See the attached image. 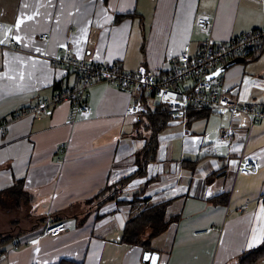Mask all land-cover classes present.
I'll list each match as a JSON object with an SVG mask.
<instances>
[{"label": "crops", "instance_id": "0c3cea01", "mask_svg": "<svg viewBox=\"0 0 264 264\" xmlns=\"http://www.w3.org/2000/svg\"><path fill=\"white\" fill-rule=\"evenodd\" d=\"M202 10L214 16L219 41L264 23V0H0V41L21 45L0 50V122L76 83L73 72L52 61L66 46L88 60L120 62L125 70L143 64L168 72L185 45L194 52L204 41L196 24ZM20 18L25 23L17 28ZM43 33L48 40L39 38ZM261 52L254 59L234 58L219 74L224 93L254 108L264 107ZM133 100L134 94L102 83L91 89L90 112L75 121L66 101L50 113L25 114L0 127V191L22 179L29 211L48 202L47 212L30 216L37 225L20 230L13 243L18 247L0 251V264H150L143 261L147 247L121 241V231L145 207L165 200L170 225L151 241L161 254L158 264H239L245 251L263 244L264 118L245 145L248 118L226 108L199 117L189 110L185 120H169L157 135V157L147 174L135 177L119 201L92 207L88 200L100 189L138 169L136 153L151 137L145 124L137 125L144 112L126 111ZM144 103L154 110L159 100L146 94ZM231 129L236 133L223 138ZM244 148L258 157L259 172L235 180ZM48 220H63L67 229L56 236L40 233ZM203 229L208 231H198Z\"/></svg>", "mask_w": 264, "mask_h": 264}, {"label": "built area", "instance_id": "2783aa9c", "mask_svg": "<svg viewBox=\"0 0 264 264\" xmlns=\"http://www.w3.org/2000/svg\"><path fill=\"white\" fill-rule=\"evenodd\" d=\"M196 24L206 35L202 44L194 52L191 51L190 44L185 45L181 54L172 60L170 70L162 74L156 73L143 64L136 70H125L120 62L105 64L96 60H88L76 55L72 46H66L59 56L52 58V61L73 72L76 75V83L40 98L37 104L16 110L11 119L1 120L0 127H4L8 121L25 114L50 113L54 106L66 101L71 103L70 118L75 121L80 115L90 112L91 89L98 84L110 83L134 94L133 102L126 109L128 114H141L147 111L144 103L146 94L158 98L160 103L167 106L171 121L185 120L189 105L210 109L226 108L232 112L243 113L248 118V126L246 132L242 133L241 142L246 145L254 125L264 118V107L254 108L236 102L223 92L221 77L217 75L209 78L208 74L218 64L264 46V23L260 27L247 29L227 41H219L214 37V16L212 14L199 12ZM39 38L48 40L49 33L40 34ZM7 48L20 50L21 45L14 39L8 43H0V50ZM185 81L191 82L188 87H184ZM235 133L236 131L231 129L222 137H229ZM259 167L258 157L247 153L244 148L240 151L234 179L237 180L240 175L257 174ZM124 199L131 200L132 197H124ZM245 207H248V204H245ZM262 209H264V193L261 195ZM66 229L65 221L48 220L41 226L40 233L56 236ZM198 231L205 232L208 229ZM13 246L18 247L17 244Z\"/></svg>", "mask_w": 264, "mask_h": 264}, {"label": "trees", "instance_id": "16d2710c", "mask_svg": "<svg viewBox=\"0 0 264 264\" xmlns=\"http://www.w3.org/2000/svg\"><path fill=\"white\" fill-rule=\"evenodd\" d=\"M128 15H135V12L128 14H119L116 20ZM142 19V17H141ZM144 25V23H143ZM264 50V46L256 48L249 53L250 59L257 58L261 55V51ZM236 59V58H235ZM195 105H189L187 111L194 110L195 117L205 116L210 112V108L204 107L202 109H197ZM13 114L9 117L11 119ZM169 121L168 108L163 103H158L157 107L152 110L149 109L139 116L138 124H145L146 128L151 130V137L147 145L136 153V163L138 164V169L130 176L120 179L119 181L105 185L96 194H94L88 202L93 204L92 207L101 208L109 201L117 200L123 195L129 185V183L138 176H145L147 174L148 165L156 160L157 152L159 148L158 133L163 130ZM220 173L216 172V174ZM155 179V178H153ZM9 196L12 198L10 208H22L20 201L22 198H26L25 203L29 204L31 201V196L28 190L25 189L24 180H16L15 183L0 191L1 194L10 193ZM169 200L161 201L152 205L145 207L138 214L132 217L125 224L123 230L121 231V241L127 242L129 244H142L147 248H151V241L153 238L159 236L165 232L170 225V218H167V208L169 206ZM100 216H97L98 219ZM33 229H36L34 227ZM18 234H8L2 235L0 238V251H5L8 245L16 243ZM264 260V242L262 245L253 248L251 250L245 251L239 259V264H256L259 261ZM58 264H83L82 261H75L73 259H62Z\"/></svg>", "mask_w": 264, "mask_h": 264}, {"label": "rangeland", "instance_id": "374dc122", "mask_svg": "<svg viewBox=\"0 0 264 264\" xmlns=\"http://www.w3.org/2000/svg\"><path fill=\"white\" fill-rule=\"evenodd\" d=\"M200 12H207V11L202 10ZM9 194H11V192L7 194L0 193V238L2 235L5 234L16 235L19 232H21L20 230L29 229L30 222L31 224L37 225V221L30 218V216L36 215L41 211L47 212L46 209L48 206V202L46 200L45 201L42 200L40 202L38 201L35 207L36 210L29 211L28 207L26 206L27 203H25L27 201L26 198H22L20 200L22 201L21 204L23 205L21 209L16 207L10 208L9 205H11L12 198L9 196ZM34 227L35 225H32V228L30 229L34 230L33 229Z\"/></svg>", "mask_w": 264, "mask_h": 264}, {"label": "water", "instance_id": "95a60500", "mask_svg": "<svg viewBox=\"0 0 264 264\" xmlns=\"http://www.w3.org/2000/svg\"><path fill=\"white\" fill-rule=\"evenodd\" d=\"M234 61L233 60H229L228 62H226L225 64L219 66L214 72H211L208 74V77H213V76H217L221 73V71L228 65H230L232 62ZM160 252L157 251V250H154L152 248H146L145 251H144V254H143V261L146 262V263H150V264H158L159 262V259H160ZM146 257H148L146 259ZM153 257H155V261H153Z\"/></svg>", "mask_w": 264, "mask_h": 264}, {"label": "snow or ice", "instance_id": "6c2138e0", "mask_svg": "<svg viewBox=\"0 0 264 264\" xmlns=\"http://www.w3.org/2000/svg\"><path fill=\"white\" fill-rule=\"evenodd\" d=\"M27 19H28V20H31V19H33V17L29 16V17H27ZM24 23H25V19H24V18H20V19L18 20L17 24H16V27L19 28L20 25H22V24H24ZM16 39L19 40L20 37L17 36ZM2 42H3V41H0V43H2ZM262 211H264V209H262ZM147 258H148V257H146V259H147ZM152 259H153V261H155V257H153Z\"/></svg>", "mask_w": 264, "mask_h": 264}]
</instances>
